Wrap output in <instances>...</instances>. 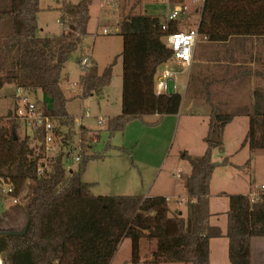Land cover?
Wrapping results in <instances>:
<instances>
[{
	"label": "trees",
	"instance_id": "obj_1",
	"mask_svg": "<svg viewBox=\"0 0 264 264\" xmlns=\"http://www.w3.org/2000/svg\"><path fill=\"white\" fill-rule=\"evenodd\" d=\"M92 1L75 4L64 0L58 8L62 33L42 36L38 25L40 0H0V18L6 17L11 23V31L0 46V87L10 82L25 90H42L49 101L36 100V107L53 119L56 140L71 149L70 154L60 151L42 162L43 129H32L31 134L20 136L18 129L26 128L22 120L21 123L13 113L6 123L0 120V178L14 188L10 194L1 193L5 200L26 198L5 208L0 222L21 230L29 219L23 235L0 233V254L6 253L3 264H110L126 237L131 240L134 264H213L210 240L223 235L228 240L229 264H252L251 239L264 237V190L257 202L249 194L228 195L225 233L220 226L209 223L208 195L215 170L212 152L215 147L223 148L222 141L211 140L212 132L215 124L222 131L236 112L215 114L202 156L182 154L191 165L186 181V216L172 210L165 196L95 195L92 184L83 180L85 161L77 171L67 169L64 158L74 153L76 146L72 129L61 131L62 126L74 123L67 111L72 97L63 90L61 72L88 33ZM126 1L130 2L123 5L119 22L123 38L122 113L107 120L111 136L124 130L133 119L151 114L162 119L167 114H177L182 101L179 92L155 91L157 73L172 56L165 37L178 30L182 21L171 22L165 31L159 15L142 11L143 0ZM199 31L213 42L234 36H264V0H205ZM95 69L90 65L80 76L81 99L99 93L111 82L112 65L101 74ZM244 143L251 152L264 150V107L258 101L250 115ZM81 154L83 149L80 158ZM227 162L224 159L222 163ZM42 165L44 170L39 174L38 167ZM144 239L155 240L156 249L141 261Z\"/></svg>",
	"mask_w": 264,
	"mask_h": 264
},
{
	"label": "rangeland",
	"instance_id": "obj_2",
	"mask_svg": "<svg viewBox=\"0 0 264 264\" xmlns=\"http://www.w3.org/2000/svg\"><path fill=\"white\" fill-rule=\"evenodd\" d=\"M63 1L40 0L42 10L38 15V25L42 36H59L62 33L61 13L58 8ZM67 1L76 4L82 0ZM127 2L130 1L122 0L115 5H109L104 0L92 1L88 33L62 68L63 90L67 97H72L67 103V111L74 123L71 126H62L61 131L66 133L72 129L75 150L80 144L84 151L81 161H76L75 154L71 153L64 158V162L68 170L75 171L79 170L83 161L86 162L83 180L92 184L91 190L95 195L165 196L172 210L180 207L186 216V206H179L178 202L185 201L188 195L186 181L191 173V165L182 154L188 152L194 157H200L205 153V139L210 126L209 115L215 109L214 106L222 114H228L239 111L240 103H221L202 98L200 102L189 106V97H198H187L180 87L179 92L182 99L184 98V103L177 114H167L162 119L156 114L145 115L143 119H133L124 130L116 131L111 136L107 120L122 113L123 38L119 22L122 20L123 5ZM166 8L164 2L144 0L143 9L147 14L163 18ZM197 20L198 15L192 11L189 18L182 20V25L192 26ZM104 28H107V33ZM10 31L9 19L1 17L0 46ZM201 45L198 44V48ZM256 48L261 51V48ZM84 57L88 58L89 65L96 67L95 70L99 74L112 65V78L99 93L81 99L78 97L81 91L79 80L84 71L80 60ZM169 66L175 70H184L179 74L183 82L188 74L185 66L178 65L174 60ZM36 100L45 102L49 101V97L40 89L25 90L13 83H4L0 87L1 122H7L11 116L10 111L14 115L18 109H25L26 101L34 103ZM248 121L249 118L245 114L236 116L219 135L223 148L215 147L212 152L215 170L208 195L209 223L220 226L223 233L227 229L228 195H250L264 182V150L251 152L249 145L244 143L249 129ZM24 128L23 126L18 129L20 136L32 133L30 126ZM82 129H86L84 133L81 132ZM52 150L45 161L60 151L67 154L71 149L70 146L62 145L59 139L55 141ZM224 159L228 160L225 164L222 163ZM24 201L26 198L19 197V202ZM11 205V201L5 200L0 190V214ZM5 230L13 229L9 224L0 222V231ZM141 242V255L144 258L150 257L156 247V241L144 239ZM210 260L216 264H229L228 240L224 235L210 240ZM110 264H134L130 238L126 237L121 241Z\"/></svg>",
	"mask_w": 264,
	"mask_h": 264
},
{
	"label": "crops",
	"instance_id": "obj_3",
	"mask_svg": "<svg viewBox=\"0 0 264 264\" xmlns=\"http://www.w3.org/2000/svg\"><path fill=\"white\" fill-rule=\"evenodd\" d=\"M156 1L159 3L164 2L167 5L166 0ZM142 11H144L143 8ZM166 12L167 8L163 13V18H161L163 22L166 20ZM200 44H202L200 48L197 45L195 49L191 66L189 68L185 67L188 71L187 77L183 82L180 79V87L183 89V93L187 97H198V99L189 97V106H193L195 102H200L202 98L221 103L231 102L234 104L237 101L240 103L241 109L235 111V117L245 114L250 119L256 101H258V105L264 107V36H234L223 42L208 40L200 42ZM256 46L261 48V51ZM177 64L181 65L178 62ZM177 71H179V74L184 72V70ZM183 103L184 98L181 101L180 108H182ZM214 108L216 110L214 109L209 115V124L215 114H222L217 110V107L214 106ZM9 114L12 115V112L10 111ZM221 132L220 130L219 135ZM209 133L210 126L207 136ZM261 185L251 194L260 192ZM187 197L188 195L186 199ZM186 199L183 202H178V205L186 206ZM174 211H181V214L184 215L180 207H176ZM254 239L252 237L250 242L251 263L264 264V239ZM140 256L141 261L147 259L141 255V251ZM114 257L115 255L110 263H112ZM211 262L216 264L213 261Z\"/></svg>",
	"mask_w": 264,
	"mask_h": 264
},
{
	"label": "built area",
	"instance_id": "obj_4",
	"mask_svg": "<svg viewBox=\"0 0 264 264\" xmlns=\"http://www.w3.org/2000/svg\"><path fill=\"white\" fill-rule=\"evenodd\" d=\"M122 0H104L106 4L115 5ZM205 0H166L167 12L165 21L162 23L161 28L165 31L169 30L170 23L177 20H184L190 17L192 11L198 15V20L195 25L181 26L178 30L170 32L165 37L167 47L171 50L172 56L168 62L163 64L157 73L155 81V91L157 94L178 92L180 87L179 71L169 66L172 60L189 68L193 62L194 52L200 42L208 41L209 38L206 34L199 31V22L202 8ZM107 33V28H104ZM83 70L87 69L89 65L88 58L81 59ZM15 117L22 120L25 126H30L32 129H43L44 138L40 143L43 145L44 157L42 162L52 153L53 146L56 141L55 123L53 119L47 115H43L38 111L36 103L26 101L24 110L18 109L14 114ZM82 148L79 146L74 151L76 161H81L80 152ZM44 165L38 167V173L42 174ZM0 190L3 194H10L14 188L10 183L0 178ZM264 190V184L260 187V192L251 194V200L257 202L260 198L261 192ZM11 204L14 205L19 202V197L10 199ZM0 264H3V259L0 254Z\"/></svg>",
	"mask_w": 264,
	"mask_h": 264
},
{
	"label": "water",
	"instance_id": "obj_5",
	"mask_svg": "<svg viewBox=\"0 0 264 264\" xmlns=\"http://www.w3.org/2000/svg\"><path fill=\"white\" fill-rule=\"evenodd\" d=\"M219 133H220V127L218 124H215L213 130V137L211 138V140L214 142H221ZM179 214H181V211H179ZM28 224H29V219H27L26 223L24 224L21 230H5V231H0V233L7 235H23L27 230ZM5 256H6L5 252L1 253V257L3 260L5 259Z\"/></svg>",
	"mask_w": 264,
	"mask_h": 264
}]
</instances>
